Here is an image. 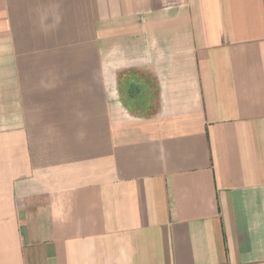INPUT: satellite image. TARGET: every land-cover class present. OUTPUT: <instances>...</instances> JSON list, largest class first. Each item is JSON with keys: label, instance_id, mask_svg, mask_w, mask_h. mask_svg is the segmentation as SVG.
<instances>
[{"label": "crops", "instance_id": "0c3cea01", "mask_svg": "<svg viewBox=\"0 0 264 264\" xmlns=\"http://www.w3.org/2000/svg\"><path fill=\"white\" fill-rule=\"evenodd\" d=\"M0 264H264V0H0Z\"/></svg>", "mask_w": 264, "mask_h": 264}]
</instances>
